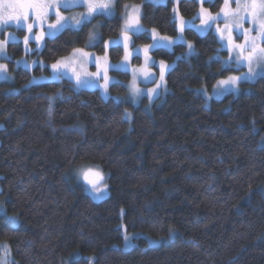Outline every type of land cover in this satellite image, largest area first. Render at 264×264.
Wrapping results in <instances>:
<instances>
[{"label": "trees", "instance_id": "1", "mask_svg": "<svg viewBox=\"0 0 264 264\" xmlns=\"http://www.w3.org/2000/svg\"><path fill=\"white\" fill-rule=\"evenodd\" d=\"M222 0L205 3L210 10ZM141 2L143 25L176 34L172 0H117L115 15L103 17L100 43L119 33L123 5ZM197 0H179L191 17ZM90 23L46 38L39 53L46 63L85 46ZM194 54L166 74L163 97L151 109L104 98L96 88L75 89L71 79L25 82L30 71L15 67L17 91L0 80V243L6 241L17 264H264V78L242 82L239 91L206 103L196 90L221 74L212 34L186 30ZM148 34L134 36L146 42ZM13 57L20 43L7 46ZM187 51L155 50L157 60L176 61ZM122 55L110 50L109 58ZM212 58V59H210ZM111 87L124 93L129 73ZM61 93L49 115L50 96ZM91 163L107 174L108 195L93 200L73 174ZM15 220V225L12 221ZM142 236L124 248L120 224ZM78 252V254H76Z\"/></svg>", "mask_w": 264, "mask_h": 264}, {"label": "snow or ice", "instance_id": "2", "mask_svg": "<svg viewBox=\"0 0 264 264\" xmlns=\"http://www.w3.org/2000/svg\"><path fill=\"white\" fill-rule=\"evenodd\" d=\"M117 0H0V28L14 25L18 29H26V35L23 37L25 53H41L47 46L48 40H56L66 29L79 32L90 23L96 16L111 18L115 15V4ZM156 3L158 0H151ZM215 0H200V10L196 17L190 21H185L179 13V8H173V22L176 24L177 35L175 37L161 35L157 29H151L150 44L142 47H134L133 36L146 34L147 29L141 23L142 9L140 5L123 6L121 16L120 33L117 39H109L103 42V55H96L89 52L87 48L98 47L100 43V33L94 29L88 33V39L85 47L74 48L67 57H62L50 65L52 75L48 78L60 82L65 76H69L75 81V87L99 88L102 89V96L110 97V87L120 84V81L109 76V71L114 70L127 74L131 73V80L127 85L128 100L122 101L120 97H110L117 104L130 102L133 106L139 103L140 98L145 94L144 90L138 86V82L154 83V87L146 89V95L149 102H153L159 97V90L163 87L166 91V74L175 67L177 61L191 57L195 52V45L191 41H185L183 33L186 30H194L198 36L206 37L212 34L219 45L217 55L214 57L219 60V52L226 50L228 58L221 61V74L225 71H239L246 66L247 71L240 75H229L224 79L217 81L214 90L217 95L231 94L239 91L241 82H248L257 77L264 78V0H224L223 6L219 12L213 14L204 3H214ZM179 3V0H177ZM235 4L233 8L231 5ZM77 6L86 9L84 12L75 15L66 16L65 11H71ZM54 17V22L53 21ZM199 19V25L195 20ZM222 22V26H221ZM247 23L248 27H245ZM215 28L213 30V26ZM46 26V27H45ZM99 27V25H97ZM39 28V33L34 30ZM254 33V34H253ZM242 42H237L240 37ZM12 40L17 38L13 34ZM35 40L36 47H30L31 41ZM7 38L0 40V55H6ZM187 51L176 58L171 65L164 60L158 62L159 78L152 73L151 68L156 66V61L152 57L155 50H167L171 52L175 45L184 46ZM122 47L123 55L121 61L112 64L109 61L110 50L119 51ZM143 54V64L136 66L132 64L133 59H138ZM212 59V58H210ZM23 63L25 67L31 68L39 64L41 68L46 67L42 61L27 60L17 61ZM88 65H94L95 72L87 71ZM8 71L6 64H0V79H7L5 75ZM36 80L34 77L30 83ZM103 83H100V81ZM62 94L57 93L50 96L49 115L53 111L55 101L61 98ZM132 113L125 110L122 119L131 120ZM77 177L82 178L84 183L90 189V193H101L107 190L104 183L106 177L99 167H86L77 170ZM99 196H93V199H99ZM15 220L12 224L15 225ZM126 244L130 237L126 230L123 236ZM0 251L3 256L0 257V264H10L8 259L10 249L5 245H0Z\"/></svg>", "mask_w": 264, "mask_h": 264}, {"label": "rangeland", "instance_id": "3", "mask_svg": "<svg viewBox=\"0 0 264 264\" xmlns=\"http://www.w3.org/2000/svg\"><path fill=\"white\" fill-rule=\"evenodd\" d=\"M149 1H151V0H149ZM167 1L168 0H158V2H156V3H165ZM172 1H173V4H172V10H173V8L177 7V0H172ZM197 1H198L199 5H198V8H197V10H196V12H195V14L193 16H191V17H185V16H183V15L180 14L181 16H183V18L185 19V21H190V20L193 19V17H196L198 15L199 10H200V7H201V4H200V0H197ZM223 3H224V0L221 1L220 5H219V8L217 10H215V11L210 10V8L208 7V5L205 4V3L203 5V7L207 8L213 14H216L217 12H219L220 8L223 6ZM125 4H129V5H133L134 4V5H140L141 6V2H131V3H125ZM231 6L234 8L235 7V4L233 3ZM141 8H142V6H141ZM84 11H86V9L84 7L77 6V7L73 8L71 11H65L64 14L66 16H71V15H75L77 13L84 12ZM103 17L104 16H96L90 22V31H92L94 29L95 31H97V32L100 33V28L97 27V25L100 26V23H101ZM173 18H174V12H173ZM52 22H54V17H53V21ZM195 23L197 25H199V19H196L195 20ZM143 26H144L145 29L148 30L147 34H148V36H149L150 39L148 41H146V42L134 43V45H133L134 47L139 48V47H142L145 44L152 43V41H151V29L153 27H147L145 25H143ZM221 26H222V22H221ZM245 27H248L247 23L245 24ZM214 28H215V25L213 26V30H214ZM34 32L36 34H38L39 33V28H36L34 30ZM119 33H120V31H119ZM119 33H117L116 35L108 36V37L104 38L102 40V45H103V42L105 40H109V39H113L114 40V39H117L119 37ZM13 34L17 38L15 41H13L12 38H11ZM26 34H27L26 33V29H18L14 25H9L7 27L0 28V40H4V39L7 38L8 44L11 43V42H18V43L21 44V46L23 48V51H24L21 55L16 56V57H13V53L11 51H8V49H7V46H8V44H7L6 45V55H0V64H6L7 65V68H8V71L5 74L8 78L7 79H0V80L8 81L11 84L10 86H8V90H10V91H17L21 85L22 86H26V85L31 84L30 81H32L34 77L36 78V80L33 83L40 82V81H44V80H50V79H41V78H48V77H50L52 75V71H51V68H50V65L52 63H55L57 60L61 59L62 57L69 56V54L72 52V49H74V48H83V47H85V46H76V47H73L67 54H64V55L59 56L55 61H52L51 63H46V61L43 59V57L40 54H37L35 52L28 53V54L25 53L24 43H23V37ZM160 34L161 35H167V36L175 37L178 33L176 32V34H174V35H168V34H164V33H160ZM183 35L185 37V41L186 42L187 41H190L185 36V33H183ZM100 39H101V37H100ZM133 40H134V36H133ZM242 40H243V37L241 36L240 39L237 40V42L238 43L239 42H242ZM30 47L32 49H35V47H36L35 40L31 41ZM86 50L89 51V52H93L96 55H100V56H102L104 54L103 51H97L94 48H87ZM122 55H123V49H122ZM122 55H121V57H122ZM121 57L118 58V59H116V60H112V59L109 58V61L112 64H116V63H119L121 61ZM152 57L156 61V66L152 67L151 68V71H152V73H154L155 77L158 79L159 78L158 62L160 60L155 59L153 55H152ZM227 58H228V53L225 56L221 57V61L222 60H225ZM11 60L14 62V66L15 67L22 66L24 68H27V67L24 66L23 63H20V64L17 63V61H21V60H27L29 63H32L33 61H42L44 63V65H46V67L41 68L39 64H35L30 69L27 68L30 71V76H29V78L25 82H23L21 85L18 86V85H15L14 84V81H15V73L12 70L9 69V61H11ZM165 62L171 65L174 62V60H172V61H165ZM132 64L133 65H136V66H139V65L143 64V54L141 53V55H140V57L138 59H133ZM87 71H89V72H95L96 71V68H95L94 65H88ZM246 71H247V67L246 66L240 68L239 71H230L226 75L217 78L210 86L201 85L199 87H196V90L201 93V95L204 97L206 103H208L212 98H220V97L223 96V95H217L216 94V91L214 90V86L217 85V81L218 80L224 79V78H226L229 75H240L241 72H246ZM128 73H129L130 77L124 83V85L126 87V91L124 93H117V92L114 93V92L111 91V87H110V89H109L110 97H117L118 96V97L121 98L122 101L128 100L129 97H128L127 85L129 84V82L131 80V73H130V71ZM109 76L110 77H113L117 81H122V79L119 78L115 73H113L112 70L109 71ZM65 77L69 78V76H65ZM165 79H166V77H165ZM254 80L255 79H253L251 81H254ZM72 81H73V83L75 85V81L74 80H72ZM100 83H103V81L101 80ZM241 84H242V82L239 84V88H240V85ZM138 86L141 89H143L144 92H145V94L140 98V101H139L138 104H140L142 100H145V103L144 104H145V107L147 109H151L152 104L154 103V101L156 99L157 100L161 99L163 97L164 93H165V90L162 87L159 90V97L156 98L153 102L150 103L149 100H148V98H147V95H146V89L149 88V87H154L155 86L154 83H151V82H149V83L138 82ZM80 88H86V87H80ZM80 88L75 87V89H80ZM96 89L99 91L100 94L103 91L102 89H99V88H96ZM166 89H167V86H166ZM237 92H233V93L236 94ZM101 96H102V94H101ZM102 97H104V96H102ZM104 98H108V97H104ZM122 104H123V108H122L123 109V113L125 112V110H127V111H129V112L132 113L131 107L129 106V104H131L130 102H122ZM138 104H136V105H138ZM97 166L98 165H96V164L83 163V164H80L79 166H77V168L74 169L73 174L77 177V170L78 169L86 168V167H97ZM98 167L102 171V173L105 175V177H107L106 172L100 166H98ZM77 179H78V177H77ZM78 180L82 183V185L84 187V190L89 194L90 193V189L84 183L83 179L82 178H79ZM104 183H106V185H107V190L106 191H102L101 193H92V194H89L92 199H93V196H99L100 197L99 199H101V198H104L105 196L108 195L109 188H108V184H107V179H105ZM99 199H93V200H99ZM4 211H5L4 206L2 204H0V213H2ZM120 227H121V232H122V237H123L124 234H125V230H126L125 229V225L123 224V222L120 224ZM126 233H127V235L131 239H130V241H129L128 244H126L125 241H124V239H122L121 246L124 247V248L130 247L134 243V239L133 238L136 237V236H139V235L144 236L147 239V241H148L149 244H157L158 243V240L157 239L151 237L150 235L144 234V233L128 232V231H126ZM5 244L10 249V253H9V256H8V259L10 261V264H17L16 260L13 257V254H12V251H11V248H10L9 244L6 241H3V242L0 243V245H5ZM76 254H78V252H76ZM2 256H3V252L0 251V257H2ZM88 259H89V263L88 264H92V262H91L92 261V258L91 257H88Z\"/></svg>", "mask_w": 264, "mask_h": 264}]
</instances>
